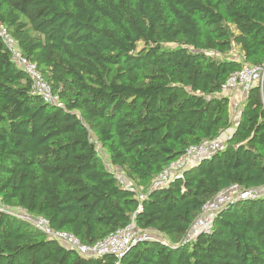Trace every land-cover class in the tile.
<instances>
[{
	"label": "trees",
	"instance_id": "1",
	"mask_svg": "<svg viewBox=\"0 0 264 264\" xmlns=\"http://www.w3.org/2000/svg\"><path fill=\"white\" fill-rule=\"evenodd\" d=\"M0 25L63 104L32 93L0 39L1 205L84 245L130 224L160 238L119 259L86 258L0 210V264H264V197L223 207L207 233L185 239L223 190L264 187L259 87L222 152L151 188L189 146L231 128L222 86L244 63L264 61V0H0Z\"/></svg>",
	"mask_w": 264,
	"mask_h": 264
},
{
	"label": "built area",
	"instance_id": "2",
	"mask_svg": "<svg viewBox=\"0 0 264 264\" xmlns=\"http://www.w3.org/2000/svg\"><path fill=\"white\" fill-rule=\"evenodd\" d=\"M0 39L10 53L12 62L29 78L32 93L39 96L45 103L58 108H63V104L59 97L52 92L50 85L44 80L36 65L22 55L16 40L10 36L7 29L2 25H0ZM252 87H259L261 93L263 94L264 61L259 65H249L244 63L242 68L231 74L222 86V94L228 96L230 99V111L232 115L238 111V107L240 106L239 104L237 105L235 103H231L232 92L240 91L245 100ZM226 139L227 137H220L197 145L189 146L185 150L182 157H180L176 162L170 163L154 178L151 188L155 189L166 187L172 179L182 178L183 171L189 167L188 162L208 160L215 154L222 152L226 148ZM111 172L116 178L117 183L123 189L135 193L138 201L143 199L144 195L137 191L135 185L128 180L120 170ZM263 193L264 187L258 189H242L238 185H233L223 190L203 205L199 216L193 221L186 233V241H193L200 234L207 233L212 226L216 214L223 207L232 205L236 202L259 199L264 197ZM0 210H5V208H0ZM138 211H141L140 206H138ZM31 224L47 237L55 239L66 249L72 250L86 258L109 254L119 259L132 245L143 241L160 239L157 234L152 237V231L139 230L135 228L133 224H130L125 228L118 229L115 232L110 233L108 236L93 245H84L71 233L52 230L48 222L40 216H32Z\"/></svg>",
	"mask_w": 264,
	"mask_h": 264
},
{
	"label": "rangeland",
	"instance_id": "3",
	"mask_svg": "<svg viewBox=\"0 0 264 264\" xmlns=\"http://www.w3.org/2000/svg\"><path fill=\"white\" fill-rule=\"evenodd\" d=\"M240 120V111H236L234 114H233V117H231V121H232V126L229 130H227L225 133H223L221 135L222 138H225V136H229L231 135V132H232V129L234 128L235 125L238 124ZM91 139L92 141H94L96 143V138L94 135H91ZM96 151H97V154L100 158V160L102 161L103 165L106 167L107 170H109L110 172L111 171H117L119 169L112 167L110 164H109V159H108V155L106 153V151L100 147L98 144H96ZM264 194V193H263ZM0 208L3 209V206H1L0 204ZM5 210H7L9 213L13 214L14 216L16 217H19L25 221H28V222H31L32 223V216L28 215L26 212L18 209V208H5ZM156 236V234L154 233H151V236L153 237ZM159 238V237H158Z\"/></svg>",
	"mask_w": 264,
	"mask_h": 264
},
{
	"label": "crops",
	"instance_id": "4",
	"mask_svg": "<svg viewBox=\"0 0 264 264\" xmlns=\"http://www.w3.org/2000/svg\"><path fill=\"white\" fill-rule=\"evenodd\" d=\"M244 101L245 100L243 98V94L240 91H233L232 92V94H231V103L232 104L235 103L237 105L239 104L240 106L238 107V111H240V112H241V109L243 107ZM232 117H233V115H232ZM236 126L237 125H235L233 129H235ZM233 129H232V131H233ZM225 137L228 138L229 136H225ZM196 163H198V162H195V161L188 162V166L191 167V166L195 165Z\"/></svg>",
	"mask_w": 264,
	"mask_h": 264
},
{
	"label": "water",
	"instance_id": "5",
	"mask_svg": "<svg viewBox=\"0 0 264 264\" xmlns=\"http://www.w3.org/2000/svg\"><path fill=\"white\" fill-rule=\"evenodd\" d=\"M229 138V137H228ZM228 139H226V141H227Z\"/></svg>",
	"mask_w": 264,
	"mask_h": 264
}]
</instances>
